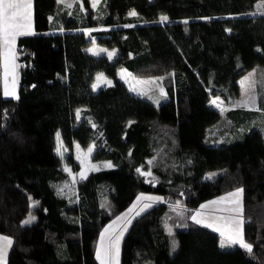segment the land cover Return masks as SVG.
<instances>
[{
	"label": "trees",
	"instance_id": "1",
	"mask_svg": "<svg viewBox=\"0 0 264 264\" xmlns=\"http://www.w3.org/2000/svg\"><path fill=\"white\" fill-rule=\"evenodd\" d=\"M101 2L97 17L88 0L76 3L78 21L58 0H32L34 33L15 45L16 97L2 96L0 80V233L12 240L6 264H100L99 232L140 192L164 200L131 220L119 264H264V128L237 134L257 111L222 114L209 104L213 96L231 104L243 73L264 72L257 9L264 0ZM92 42L115 48L114 57L87 52ZM120 67L161 75L165 98L156 103L131 92L116 74ZM97 72L111 84L93 90ZM57 132L69 150L74 141L93 142L91 158L113 164L80 179L75 200L56 192L67 179ZM238 186L251 252L221 248L215 230L187 217ZM177 203L184 215L173 212ZM27 217L34 219L26 224Z\"/></svg>",
	"mask_w": 264,
	"mask_h": 264
},
{
	"label": "rangeland",
	"instance_id": "2",
	"mask_svg": "<svg viewBox=\"0 0 264 264\" xmlns=\"http://www.w3.org/2000/svg\"><path fill=\"white\" fill-rule=\"evenodd\" d=\"M89 5L91 9L94 11V16L97 17L100 14H102V2L101 0H88ZM71 4V7H67V4ZM76 3L81 4V0H65V3H61L64 7L67 9L71 10V14L73 16H76L78 21L82 20V17L79 15V12L77 11V8H75ZM31 20H32V28L31 31L34 33V28H33V7L31 9ZM106 28V27H105ZM98 29H103L102 27L98 28H85L82 29L85 32L93 31V30H98ZM89 49H92L93 51H89ZM104 50V51H101ZM86 51L93 54V52H96L98 54H93V55H100V54H105L109 57L108 53H116L115 48H107L101 45L96 44L95 42H92L88 47H86ZM114 55L110 58L112 59ZM15 63L18 65L17 60ZM0 68H1V74H0V80H1V93L3 97H16L17 95V81H18V70L16 69V84L14 87V96H5L4 95V88H5V79H4V61L3 57L0 56ZM11 70V69H10ZM253 74L249 80L245 81L246 77H249V74ZM99 74H102L101 78L98 80L97 77ZM117 76L125 83L127 88L133 92L134 94L137 95H145L148 98L152 99L154 102L158 103L160 102L163 98L166 96V91L163 83V77L161 75H147V76H138L134 75L132 72L127 70L125 67H120L116 71ZM107 81H111L109 77L104 75L102 72H97L96 75L94 76V80L92 82L93 84H97V88H99L102 85H108ZM137 81H141L140 83H137ZM241 81H245L244 84L241 83ZM112 82V81H111ZM239 93L236 99L233 100L231 104L225 103L220 97L219 101L222 103H219V106L214 105L211 103V101L218 96H213L210 99L209 104L216 108L219 112L224 114L227 109L237 107L241 109H247V110H255L257 111L256 115L254 118L246 125L240 127L237 131V134H240L244 131L249 130L252 127H255L257 125H260L262 128H264V72L253 67L243 73L239 79ZM111 84V83H110ZM8 87L9 91L13 90V85H12V76H8ZM93 88V87H92ZM133 88L135 91H133ZM95 89V90H96ZM161 89H163V94H161ZM94 90V89H93ZM247 91V95L245 92ZM249 96L255 98V103L254 104H249L248 106L244 107L241 106L240 102L244 101L247 99ZM78 112V110H77ZM77 115V113H76ZM78 117V116H77ZM59 134V132H57ZM56 134V152L58 153L60 159H61V165L64 171L67 174V179L59 182L56 184V192L69 200H75L77 196L76 192V185L77 182L85 177L89 172L94 171L96 169H101V168H106L105 165L111 164L113 166L112 162L108 159H101V160H94L91 158L92 152L95 148V145L93 142H90L87 144L85 147L80 146L77 142H73L71 146V150H69L62 142L61 136ZM228 139L221 138V141H227ZM89 147H92V152L89 153L88 149ZM71 154V162L68 160V156ZM140 169V168H138ZM142 172H148V171H143ZM81 173H84V176H81ZM141 173V172H140ZM151 177V178H149ZM145 176L144 178L146 181L153 180L152 175L151 176ZM238 189H242L241 186L234 187L233 189L224 192L223 194L217 195L215 197H212L202 203H200L198 206L194 207L190 212L187 214V217L191 219L193 215H195L197 212L201 213L200 216L197 217V219H200L202 221V225L204 224H211L212 227H209L214 230V228H220L224 229L226 225V219H221L223 218H228V217H236L238 219H243L242 213L237 214L235 212H230V211H225V209L228 208H233L236 207V205L229 203L228 201H223L217 204H212L210 202L212 201H218L221 197H226L229 193L236 192ZM151 196V197H160L161 200L159 201H150V200H140L137 201V197L139 196ZM230 200H235L237 197H230ZM240 200V207L242 208V193L240 197L238 198ZM163 196L161 194H155V193H148V192H140L136 195L134 200L131 202V204L125 208L123 211L119 212L116 214L109 222H107L101 231L99 232V235L96 240V245H95V256L97 258V249L101 246V235L103 234V244L105 247H109L116 241V238L119 236V242H118V256H115L113 258V255H115V250L112 249V255H110L107 258V264H119V254H120V244L122 237L124 233L126 232L131 220L137 215L141 213L140 209L144 206V204H154L156 202H162ZM133 205H135V208H133ZM201 205H207L206 208H201ZM172 210L175 214L178 215H184L185 213V208L180 204H174L172 205ZM129 209H132V211H129ZM143 212V211H142ZM120 217L121 219H117ZM30 218H26V220H29ZM192 220V219H191ZM193 221V220H192ZM175 228H181V224L177 225H169L166 224V230L169 232V229L173 231ZM105 229H108L107 232H105ZM217 232V231H216ZM123 233L121 236L120 234ZM219 235V246H220V240L221 236L220 233L217 232ZM0 236H6L11 239L9 235L0 233ZM233 247V246H232ZM228 248V247H224ZM9 249V248H8ZM7 249V252H8ZM100 263V260H98Z\"/></svg>",
	"mask_w": 264,
	"mask_h": 264
},
{
	"label": "snow or ice",
	"instance_id": "3",
	"mask_svg": "<svg viewBox=\"0 0 264 264\" xmlns=\"http://www.w3.org/2000/svg\"><path fill=\"white\" fill-rule=\"evenodd\" d=\"M59 3H65V0H58ZM72 5L69 3L67 4V7H71ZM31 9H32V0H0V56L3 57L4 61V79H5V88H4V95L5 96H14V87L16 84V69L19 67L15 63L17 59V53L15 50V45L17 38L20 36H26L33 34L31 31L32 28V20H31ZM258 11H260L262 14H264V3L257 5ZM129 15L135 16L137 15L134 11L130 12ZM51 20V17L49 18ZM168 17L167 16H161L160 22H167ZM184 23H188V21H184ZM133 25H126V27H132ZM89 51H93L92 49H89ZM104 51V50H101ZM93 54H98L96 52H93ZM109 58H111L114 53H108ZM11 69V70H10ZM12 76V85L13 90L9 91L8 87V76ZM253 74H249V77L245 78V81L249 80L250 77ZM102 74H99L97 79L99 80L101 78ZM245 81H241L242 84L245 83ZM141 81H137V83H140ZM107 83H111V81H107ZM93 89L95 90L97 87V84L92 85ZM133 91L135 89L133 88ZM161 94H163V89H161ZM247 95V91L245 92ZM212 104L219 106V103H222L219 101V97L213 99L211 101ZM255 98L249 96L244 101L240 102L241 106H248L249 104H254ZM77 116H79V110L77 112ZM59 136V134H57ZM92 147H89L88 152H92ZM151 163V161H149ZM106 167H111V164L105 165ZM138 172H141V175L145 176H151L152 173L150 171L148 172H142L141 169H137ZM81 176H84V173H81ZM242 189H238L236 192L229 193L226 197H221L218 201H212L210 203L217 204L223 201H228L231 204L236 205V207L225 209V211L235 212L237 214L242 213V208L240 207V200L238 199L242 193ZM230 197H237L235 200H230ZM140 200H150V201H159L161 200L160 197H145L143 195L137 197V201ZM151 204H144V206L140 209V211H144L145 209L151 207ZM207 205H201V208H206ZM133 208H135V205H133ZM129 211H132V209H129ZM139 215V212L137 213ZM201 213L197 212L195 215L191 217V219L196 224H201L202 221L200 219H197L198 216H200ZM31 219H34V217H30L29 220H26L24 223H30ZM117 219H121L118 217ZM226 219V225L224 229L220 228H214L215 231L220 233L221 240H220V247H232L238 245L239 247H242L246 249L247 251H252V245L250 243H247L244 238L243 233V220L238 219L236 217H228L223 218ZM205 227H212L211 224H204ZM108 229H105V232H107ZM169 232L171 233V229H169ZM121 236L123 233L120 234ZM119 236L116 238V241L109 247H105L103 244V234L101 235V246L97 249V259L100 260V264H107V258L112 255V249L115 250V255H113V258L115 256H118V242H119ZM12 245V240L9 237L6 236H0V264H6V256H7V249L10 248ZM175 247V242H174Z\"/></svg>",
	"mask_w": 264,
	"mask_h": 264
},
{
	"label": "crops",
	"instance_id": "4",
	"mask_svg": "<svg viewBox=\"0 0 264 264\" xmlns=\"http://www.w3.org/2000/svg\"><path fill=\"white\" fill-rule=\"evenodd\" d=\"M96 75V74H95ZM106 168H108V167H106ZM97 170V169H96Z\"/></svg>",
	"mask_w": 264,
	"mask_h": 264
}]
</instances>
